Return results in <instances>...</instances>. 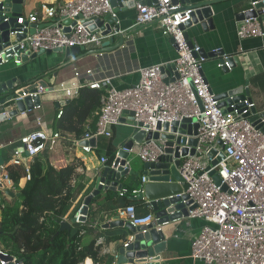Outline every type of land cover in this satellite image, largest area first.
<instances>
[{
  "label": "built area",
  "instance_id": "1",
  "mask_svg": "<svg viewBox=\"0 0 264 264\" xmlns=\"http://www.w3.org/2000/svg\"><path fill=\"white\" fill-rule=\"evenodd\" d=\"M111 1L67 0L55 6H43V14L51 21L50 24L36 28L33 34H29V28L23 26L19 34L26 31L25 38L19 42L13 41L0 50V67L8 63L21 65L27 53L73 47L100 49L107 38L90 31L85 22L105 16L117 20ZM135 10V26L156 22L162 35L173 39L178 56L169 74L163 72V65H151L139 70V80L135 85L116 89L112 84L113 77L96 79L94 71L87 70L82 82L59 83L50 90L39 86L31 96L59 93L64 97V104L77 97L83 88L101 92L100 111L94 130H88L80 140L72 142L87 153L93 148L81 143L112 137V128L121 124L125 114H131L133 124L130 125L134 129L145 133L157 132L158 124H181L184 119H195L198 123L197 135L194 136L197 139L195 155L181 159L179 168L181 177L188 185L185 194L191 201L190 206H195L188 211L187 218L205 222L191 242L190 258L205 264H264V131L256 129L247 117L255 107L254 103L245 100L241 111L231 106L230 111L224 112L218 107L202 74L206 59L195 56L200 52V47L194 43L190 46L184 37L183 27L191 20L195 11L193 8L173 4L171 0H155L150 4L138 2ZM251 10L252 7L249 8ZM65 20L75 22L74 25H67L69 32H63ZM17 21L19 24H39L37 14L22 16ZM237 37L240 40L264 37L259 20L248 18L240 21ZM218 67L221 68L222 64L218 63ZM74 77L78 79L81 75L76 72ZM61 115L60 109L57 118ZM201 115L203 118L198 119ZM36 122L41 125L40 119ZM61 137L56 131L47 133L44 130L21 137L19 147L12 151L11 165L23 166L24 161L51 150ZM218 142L223 147L224 158L207 170L210 162L207 153L211 148L219 150ZM163 149L164 142L150 140L131 151L140 161L149 163L163 155ZM100 162L105 165L108 160L101 157ZM23 167L29 176L28 165ZM212 170L220 178V185L212 180ZM3 181H9V176L1 165L0 183ZM223 185L225 190L222 189ZM132 193L136 195L137 191ZM122 215L133 227L147 226L157 221L153 213L138 216L135 206L131 204L124 208ZM156 228L160 230L161 226L156 225ZM1 255L8 256L0 251ZM0 264L21 262L14 257L10 261L0 258Z\"/></svg>",
  "mask_w": 264,
  "mask_h": 264
},
{
  "label": "crops",
  "instance_id": "2",
  "mask_svg": "<svg viewBox=\"0 0 264 264\" xmlns=\"http://www.w3.org/2000/svg\"><path fill=\"white\" fill-rule=\"evenodd\" d=\"M64 1L67 0H23L21 12L25 17L37 14L39 24L29 23V25H48L51 21L45 18L42 7L55 6ZM137 1L139 0H135V3H138ZM204 1L212 0H189V4L184 2L178 5L192 8L193 5ZM244 3L245 0H227L212 5L214 28L212 30L208 28L205 31L201 27V22H198L188 29V33L192 43L198 45L202 51L210 53L222 50L226 56L233 55L239 59L240 66L235 65L227 72L218 67L217 58L206 59L203 64V75L212 93L218 94L234 87L243 86L248 97L254 103L257 113H262L264 111V37L244 40L237 37V27L240 22L237 15L243 11L244 8L241 6ZM112 9L120 31L125 34L124 44L117 51L95 53L76 59L74 62H70L65 57V50L45 52L19 66L12 63L1 66L0 84L13 79H15L13 84L15 87L44 81L51 88L64 82L67 84L76 80L82 82L85 80L84 72L91 70L94 71L96 79L113 77V86L116 89H124L138 82L139 70L145 67L156 64L163 65L164 70L166 69L169 74L172 70L171 66L178 56L177 48L171 42V38L162 35L156 22L135 26L136 10L133 4L125 6V2L122 1ZM117 42L118 39L115 38L114 43ZM91 50L94 49H84L81 55ZM76 72L80 73L81 78L74 77ZM4 95L0 96V100L4 98ZM40 100V108L20 114L0 124V158L6 170L12 166V151L19 147V139L36 130H44L47 133L55 131L58 111L69 101L67 100L63 104V95L52 92L44 93ZM9 109H11V104L2 108L4 111ZM37 119H40L41 125L37 124ZM130 121L131 114H125L121 124L112 128V137L107 138V140H111L116 152L119 146L133 134L134 128L130 125ZM92 128L91 130H94V125ZM97 145L98 142L96 148ZM139 146L140 144L135 149L137 150ZM96 148H93L89 153L84 152L80 146L69 145L68 140L62 136L51 150L42 153L46 161L55 168L66 166L72 157L81 160L85 167L84 188L72 199L69 211L64 218V221L68 223H71L68 216L74 212L77 206L79 208L74 217L78 216L84 199L94 190L96 178L108 165L100 162L101 157L106 158L105 149ZM135 157V162L132 164L133 171L143 170V162L137 156ZM29 161H24L23 166H27ZM29 178L30 176H27L25 172L18 186L14 185L10 178L9 181L0 183L2 186L0 187V205H17L19 189L25 186ZM120 183L124 185L121 192L103 191L92 201L85 222L70 224L72 231L82 226L85 228L82 238L83 245L92 241L101 244V256L104 257L102 264H118V250L131 239V233L126 227L104 228V224L110 222L115 216L126 221L122 212L128 203L135 206L138 216L154 214L145 201H133L132 196L127 195L129 190L137 191L141 181L134 176H127L122 178ZM6 190H9L14 196L6 195ZM110 196L113 199H109ZM1 220L2 211L0 210V223ZM204 225L205 222L201 219L182 218L161 226L166 246L161 252L160 264H205L190 258L191 242ZM63 246L64 244H62ZM82 264L94 263L90 258H87Z\"/></svg>",
  "mask_w": 264,
  "mask_h": 264
},
{
  "label": "water",
  "instance_id": "3",
  "mask_svg": "<svg viewBox=\"0 0 264 264\" xmlns=\"http://www.w3.org/2000/svg\"><path fill=\"white\" fill-rule=\"evenodd\" d=\"M122 1L125 2V6L136 4L135 0H113L111 1V6L116 7ZM171 1L173 4L184 2L189 4V0ZM223 1L227 0L204 1L193 5L192 8L195 11L192 14V18L183 27L185 28L184 37L190 46H193V43L190 39L188 29L193 24L201 22V27L205 31L208 28L212 30L214 25L211 7ZM137 2L141 4H150L155 2V0H139ZM22 3L23 0L0 1V50L7 47L13 41L19 42L25 38L26 31H24L23 34H19L23 26L29 28V34H33L36 28L41 27L29 25L27 22L24 24L18 23V18L23 16L21 12ZM251 7L252 10L249 11ZM241 8L244 9L237 15L239 20L257 18L263 30L264 15L262 14V9L264 8V0H245ZM5 19L6 21H4ZM63 24L65 25V27H63V32H69L67 25H74L75 22L65 20ZM85 24L88 25L90 31L99 33L101 37L107 39L103 41L100 49L88 51L83 55H81V52L84 50L83 48L73 47L65 49V57L70 62H74L76 59L95 53L115 52L123 46L125 34L120 31L115 18L110 16L94 18L93 20L86 21ZM115 38L118 39L117 43H114ZM171 42L173 43V39H171ZM44 53V51L31 54L27 53V55L22 58V64ZM195 56H203L205 59L217 58L218 63L222 64L221 69L225 72L229 69H233L235 65L240 66L238 57L233 55L226 56L222 50L212 51L210 53L201 50L198 54H195ZM225 57L226 59H224ZM173 68L174 66L172 65L171 69L173 70ZM163 72L167 73V70L163 68ZM14 83L15 79L0 84V96L5 94L4 98L0 100V124L20 114H25L26 112H31L34 109L40 108V96H31L36 93L39 86L50 90L47 83L44 81H38L28 85L21 84L16 87L13 86ZM214 99L218 102V107L222 108L224 112L230 111L231 106H233L234 110L241 111L244 107L245 100L248 102L252 101L248 97L243 86L234 87L224 92L214 94ZM7 104H11V109L2 112V108ZM247 117L256 129L264 131V111L262 113H257L254 107L249 111ZM201 118H203V115L198 119ZM192 122L193 124H191ZM130 124H133V122L130 121ZM197 129L198 123L195 119H184L181 124L177 122L171 125L168 123L163 125L158 124L157 132L154 133H145L144 131L134 129L131 137L119 146L111 164L105 166L100 175L96 178L94 190L84 199L78 216L74 217L71 223L64 220L61 221L59 231H70V224L85 222L89 206L96 197L103 191L121 192L124 185L120 183V180L127 176H134L139 181L142 179L144 181H141V184L138 186L137 194L132 196L131 199L138 202L145 201L153 210L157 219L156 223L147 226L133 227L130 223L120 219L119 216H115L110 222L104 224L103 227H126L131 233L132 239L126 242L127 246H124V243L118 250V264H160L161 252L164 250L166 242L162 229L158 230L156 225L163 226L164 224L187 218L188 211L195 207L194 205L190 206L191 201L188 200V196L185 194L188 185L181 177L179 168L181 159L195 155L197 139H195L194 136L197 135ZM177 133L178 135H176ZM150 140L164 142V154L159 156L155 162H143V170L137 172L133 171L132 164L135 162L136 155L131 150L137 145ZM97 141L96 139H90L89 141H83L81 145H89L95 148ZM174 145H176V147H174ZM217 145L220 147L219 150L211 148L207 153V158L210 160L207 170L224 158L221 150L223 149L221 142H218ZM126 163H128V165L125 167ZM1 165H3V161L0 158V166ZM210 176L217 185H220L221 181L215 170L210 172ZM0 187H2L1 184ZM222 189L225 190L226 187L223 185ZM5 194L10 197L14 196L9 190H6ZM0 258L8 261L12 260L10 256L1 255Z\"/></svg>",
  "mask_w": 264,
  "mask_h": 264
},
{
  "label": "trees",
  "instance_id": "4",
  "mask_svg": "<svg viewBox=\"0 0 264 264\" xmlns=\"http://www.w3.org/2000/svg\"><path fill=\"white\" fill-rule=\"evenodd\" d=\"M100 96L98 90L83 88L77 97L61 108L62 115L54 128L68 140L69 145L95 126ZM97 142L95 148L105 149L107 164L110 165L116 154L111 140L101 137ZM28 168L30 178L19 189L18 204L0 205V251L21 264H82L87 258L94 264H102L101 244L97 241L82 244L83 226L74 231H59L72 199L84 188L85 167L82 161L72 157L66 166L55 168L39 154L30 159ZM7 172L16 186L25 175L22 166H9ZM127 195L134 196L131 190ZM109 199H113L112 196ZM78 208L68 216L70 220Z\"/></svg>",
  "mask_w": 264,
  "mask_h": 264
}]
</instances>
